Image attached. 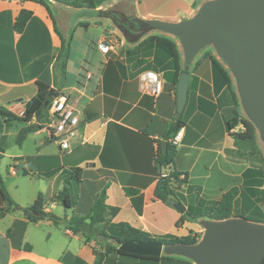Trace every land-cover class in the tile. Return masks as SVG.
<instances>
[{
	"label": "crops",
	"instance_id": "0c3cea01",
	"mask_svg": "<svg viewBox=\"0 0 264 264\" xmlns=\"http://www.w3.org/2000/svg\"><path fill=\"white\" fill-rule=\"evenodd\" d=\"M206 1L132 0L133 7L129 12L126 0H94V3L96 11L116 8L140 19L179 22L192 17ZM23 9L32 11L33 15L24 31L18 33L14 30V23ZM82 12L73 9L71 18L66 22L59 19V23L54 13H49L40 3L0 0V112L22 117L26 104L37 95L36 82L45 81L54 88L55 85H64L62 94L68 97L80 119L66 151L60 149L51 121L33 118L28 123L8 122L0 114L3 187L10 198L24 208L33 205L38 194L42 193L46 212L66 220L80 207H85V215H80L86 216L102 189L106 188V204L119 208L117 216L111 219L112 223H127L141 234L155 239L184 237L190 230H198L195 229L197 225L186 221L181 227L176 226L182 214L155 198L159 178L174 171L187 173L188 186L186 184L185 191L179 192L187 200L194 182H207L220 189L225 188L222 184L232 180V176L235 179L237 176L236 157L232 163L226 153L227 149L235 150L236 143L228 130L224 101L215 85L213 65L204 60L191 68L186 107L192 94L194 112L188 118V125L194 126L197 137L186 139V144L182 139L177 146L174 164L160 166L154 157L157 141H166L169 125L178 121L179 116L176 113L175 69L171 68L167 57L155 50L129 55L133 44L124 39L109 18L88 16ZM78 27L93 32V38L85 43L90 48L93 45L96 56L90 60L92 64L83 66L85 73H81L77 86L68 87L61 75L54 71V65L62 48L61 39L68 40L72 30L76 33ZM109 34H116L124 40L126 46L119 56L100 53L96 48ZM75 43L73 38L70 59ZM143 59L148 62L138 64ZM158 66L162 71L157 69ZM145 71L161 76L164 91L159 97L141 91L139 76ZM183 115L184 138L189 127ZM33 125L38 126V130L30 132L18 144L21 131ZM212 132L215 133L210 134ZM146 138L155 142L151 145ZM48 142H53L58 150H45ZM4 164L8 167L7 177L2 171ZM74 168L82 169L79 181L69 178L67 171ZM26 177L37 178L44 188H36L25 196L22 179ZM74 182L81 185L82 191L77 195L78 203L73 204L71 198L72 209L65 210L55 197ZM128 189L137 192L127 193ZM87 192H94L93 196L86 195ZM182 204L188 207L186 202ZM7 208H10L8 202L0 197V264H98L94 250L100 240L88 242L82 234H74L64 224L55 225L49 220L33 223L21 210L2 215L1 209Z\"/></svg>",
	"mask_w": 264,
	"mask_h": 264
},
{
	"label": "water",
	"instance_id": "95a60500",
	"mask_svg": "<svg viewBox=\"0 0 264 264\" xmlns=\"http://www.w3.org/2000/svg\"><path fill=\"white\" fill-rule=\"evenodd\" d=\"M93 16L109 18L132 44L152 32L178 40L184 56V70L176 88L179 116L188 101L191 65L203 48L213 46L231 71L243 110L264 142V0H208L192 17L179 22L140 19L116 8L97 11ZM161 144L166 151V141ZM166 204L181 214L187 212L186 206L173 198ZM200 225L205 232L195 244L128 240L119 248L138 256L184 257L194 264H264V224L231 217L207 218Z\"/></svg>",
	"mask_w": 264,
	"mask_h": 264
},
{
	"label": "trees",
	"instance_id": "16d2710c",
	"mask_svg": "<svg viewBox=\"0 0 264 264\" xmlns=\"http://www.w3.org/2000/svg\"><path fill=\"white\" fill-rule=\"evenodd\" d=\"M42 4L46 7L49 13H51V9L48 6V3L45 0H29ZM56 1L62 3L66 6L72 7L77 10H85L84 14L88 16H93V14L97 13L96 5L94 0H49ZM32 11L21 10L19 15L17 16L14 23V30L18 33L24 31L28 21L32 17ZM73 36L70 35L69 39H61L62 48L57 57L56 63L54 65V71L56 74L58 73L63 78V81H66L68 60L70 56V42ZM132 44V43H131ZM132 51H129V55H138L140 53L148 52L151 50H155L170 60L171 68L175 69V82L178 83L180 74L182 72V68L180 66V56L178 51L177 43L174 39L168 36H163L160 34H153L141 42L132 45ZM145 59L139 60L138 64L144 62ZM210 61L213 65V70L215 77H222L225 79L227 84H231V79L228 75V72L222 67L218 60L215 58H210ZM37 95L30 102L26 104L25 111L22 117H17L11 113H7L1 111L0 114L6 118V121H21V122H30L33 118L42 119L45 118L50 120V104L52 100L62 94L63 86L55 88L52 87L49 83L45 81H37ZM183 115V114H182ZM182 115L178 116V121L171 123L168 127V131L165 137L167 148L166 151L163 150L161 141H157V151L155 152V160L158 165L163 167H170L174 164V158L177 154V146L171 143L170 138L174 137L180 130L184 128V122L181 120ZM243 125L246 130L242 133H230V135L235 139V141L241 142H251L256 139V131L253 124L243 121ZM239 125V121L237 119L233 120L231 123L228 122V129L231 131L235 127ZM38 126L33 125L21 131L18 137V144H21L26 136L30 132H34L38 130ZM144 135L148 136L145 132H142ZM136 135V133H135ZM148 141L154 143L155 141L146 138ZM170 140V141H169ZM69 174V178L74 181H79L81 178L82 169L74 168L70 171H67ZM181 174L185 175V179H180L179 176ZM188 183V175L187 173L181 172H172L169 175L162 176L159 178L156 188H155V198L157 200H161L166 203L168 199H175L176 201H180L185 203V198L179 193V190L182 189L183 185ZM127 193H135L136 190H127ZM238 196L237 187L232 188L228 192H226L223 197L214 202L207 211L205 212H197L195 213V209L193 206L187 207V212L182 214L180 220L177 222L176 226L181 227L186 221L195 223L200 218H208L212 220H224L233 217V204L235 199ZM0 197L3 201L8 202L10 208L1 209V214L4 215L11 210H21L27 218L36 223L40 220H49L52 221L55 225L64 224L67 229L74 234H82L86 241L99 240L100 238H108L113 239L116 242L123 243L128 240H142V241H159L166 244H174V243H185V244H195L197 243L196 238H191L190 233L184 237L175 238V239H155L145 236L141 234L140 231L131 227L127 223H112L111 219L117 216L119 212V208L111 207L106 204L107 194L106 188H103L100 196L94 202L93 207L91 208L89 214L87 216H81L78 214H73L69 220L61 218L53 213L46 212L45 210V198L42 193H39L34 204L29 207H20L13 199L10 198L7 191L3 187V179L0 174ZM61 205L66 209H72V201L71 195L69 194L68 188L66 187L55 197ZM200 211V210H199ZM253 221V220H252ZM110 224L112 226L113 233L107 232L105 229L107 225ZM102 226V227H101ZM117 252L119 255L124 257H130L135 259H140L148 262H157L159 260L167 259L168 262H177L179 264H190V261L183 258H174V257H150V256H138L133 254H127L120 250L119 246L114 247L107 245L106 253L110 254L112 252ZM96 253V251L94 250ZM166 262V261H163ZM109 264V263H108Z\"/></svg>",
	"mask_w": 264,
	"mask_h": 264
},
{
	"label": "rangeland",
	"instance_id": "374dc122",
	"mask_svg": "<svg viewBox=\"0 0 264 264\" xmlns=\"http://www.w3.org/2000/svg\"><path fill=\"white\" fill-rule=\"evenodd\" d=\"M45 1L48 3V6L50 7L52 13H54L58 21L59 19H62L64 22H66L68 19L71 18L70 11H73L74 8L66 6L56 1H49V0H45ZM126 3H127L126 6L129 12L132 10V7H133L132 0H126ZM198 8L196 9V11L198 10ZM84 11L85 10H83L82 13H85ZM76 19L77 17H75V20ZM87 20L91 21L89 19ZM76 31H77L76 33L74 32V30H72L71 32L74 40L76 41L75 43L76 46L74 48L71 59L69 58L70 61L68 60L69 66L67 67L68 69H67V74H66V84L68 87L77 86L78 81L82 77L81 73L82 72L85 73L83 66L85 67V66H88L89 64H92L90 60H92L93 56H96V52H95V49H93V45L90 48L85 43V41H87L89 38H93L92 37L93 32L90 33L91 30H89V32H86L85 30H80V27H78ZM156 33L163 35V36H168L166 34H162L159 32H152L144 36V38L152 34H156ZM65 35H67L66 31H65ZM168 37H171V36H168ZM171 38L174 39L175 42L177 43L179 56H180V66L183 71L184 70V56H183L181 45L176 38L174 37H171ZM129 44L132 45L130 42ZM125 46L126 45L123 44V47ZM211 57L219 61L222 67L228 72V75L231 79L230 85L227 84L225 79H223L220 76L215 79L216 81L215 85L217 89L220 90L221 97L224 101L223 110L225 112L224 114H225L226 120L230 123L234 119L235 120L237 119V121H239V125L237 127L232 129L231 131L229 129L228 130L230 133H242L246 130L242 122L243 121H247L249 123L251 122L247 118L246 113L243 110V107L241 105L238 89L236 86V81L231 71L229 70V68L219 58L218 54L215 51V48L211 45L203 48L199 52V54L195 57L191 65V68L199 65L204 60L210 61ZM144 62H148V60ZM159 66L157 67V69H160ZM191 68H190V71H191L190 73L193 72ZM160 70L162 71V69ZM193 112H194L193 111V100H192V94H190L189 104L187 105L186 110L183 115V119L187 123L188 127H189L188 118ZM255 131H256L255 141H251V142L235 141L236 149L235 150L227 149L226 151L227 156L229 157L232 163L235 161L234 157H236L235 162H236V167L238 169L236 172L237 173L236 179L232 176L231 177L232 180H229L227 183L222 184L225 188H220V189L214 187V185L212 184H208L207 182H194L193 185H191V190L188 193V197H187V200H185V202L187 203L188 206L194 207V209L196 210L195 213L207 211L209 206H211L214 202L219 201L226 192H228L234 187H237L238 196L235 199L234 204H233V217L247 218L249 220H253L255 222L264 224V142L260 138L259 132L256 130V128H255ZM213 133L215 132H212L210 134H213ZM196 137H197V131L195 130L194 126L191 125V127H189V130L186 133V137L183 138V143L186 144V141L188 139H192V138L195 139ZM44 149L49 150V151L58 150L57 146L53 142H48V144H46ZM230 156H233V157L231 158ZM7 168L8 167L5 166V164L2 166V171L6 177H7ZM20 168L21 167H19L18 169L19 171H20ZM18 177L21 178L20 174ZM18 177L15 179H18ZM22 180L24 184L23 193L25 196H28L30 191L36 188H37L36 190H40V188L43 187V183L39 181L37 178L26 177V178H23ZM11 181H13V178H11ZM7 183L10 184V182H7ZM188 183H187V186H188ZM228 186H231V188H228ZM182 187L183 188L180 189L179 192L185 191L184 188H186V185H183ZM67 188H68L69 194L71 195L73 204L76 205L78 203L77 195H79L82 191L81 185L74 182L73 185L71 186L68 185ZM93 193L87 192L86 195L93 196ZM91 200L92 199H89V201ZM62 208L64 207L62 206ZM64 209L69 210L66 208ZM84 210H85V207L83 208L80 207L75 212L78 215L80 214L85 215V213H83ZM204 219H207V218H200L197 220V222H195V224L197 225L195 226V229H198V230L189 231L190 237L196 238L197 242L201 241L204 235V232H205L204 227L200 225V221ZM105 230L109 233H113L112 226L110 224L107 225ZM99 240H100L99 244L95 246V251H96V254L98 255V264H102L103 262L109 263V264H179L177 262H168L167 259H163L162 261L159 260L157 262H148V261L138 260L135 258L121 256L115 251L108 254L106 253L107 245L118 247L120 243L116 242L113 239H108V238L107 239L100 238ZM105 256H108V257L105 258ZM161 257H169V256L163 254ZM174 258L186 259L184 257H176V256H174ZM163 261H166V262H163ZM188 261H190V264H194L191 260H188Z\"/></svg>",
	"mask_w": 264,
	"mask_h": 264
},
{
	"label": "built area",
	"instance_id": "2783aa9c",
	"mask_svg": "<svg viewBox=\"0 0 264 264\" xmlns=\"http://www.w3.org/2000/svg\"><path fill=\"white\" fill-rule=\"evenodd\" d=\"M124 40L116 34H109L96 45L97 50L103 54L119 56L122 51ZM140 89L144 94L159 97L164 91V82L161 76L153 71H145L139 76ZM50 120L54 129L55 137L61 150H69V139L74 136L80 124L76 111L70 106L68 97L60 94L50 104ZM183 129L171 139V143L178 146L183 139ZM179 178L185 179L181 174Z\"/></svg>",
	"mask_w": 264,
	"mask_h": 264
}]
</instances>
